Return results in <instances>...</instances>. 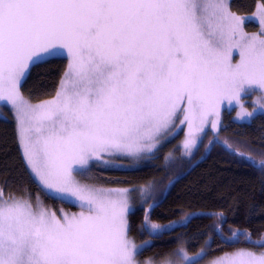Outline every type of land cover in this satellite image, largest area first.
I'll return each instance as SVG.
<instances>
[{"label":"snow or ice","instance_id":"snow-or-ice-1","mask_svg":"<svg viewBox=\"0 0 264 264\" xmlns=\"http://www.w3.org/2000/svg\"><path fill=\"white\" fill-rule=\"evenodd\" d=\"M258 12L260 31L249 36L242 25L251 18L233 14L225 0H0V100L19 113L24 156L45 194L75 197L86 208L61 220L9 196L0 203V264H139L152 241L129 239L135 208L126 194L136 189L106 190L120 193L114 198L73 174L83 175L92 160L109 166L104 153L152 151L178 128L181 114L190 150L210 119L217 130L221 101L243 109L241 95L251 90L264 101V4ZM65 54L55 97L29 104L20 91L26 73ZM257 167L264 170V162ZM158 206L157 200L149 208ZM150 215L138 231L155 238L194 218L160 225L150 224ZM215 231L222 235L221 226ZM243 235L264 247V237ZM226 239L239 242L240 234ZM210 247L205 241L191 256L177 249L162 264H200ZM210 264H264V251L241 250Z\"/></svg>","mask_w":264,"mask_h":264},{"label":"trees","instance_id":"trees-1","mask_svg":"<svg viewBox=\"0 0 264 264\" xmlns=\"http://www.w3.org/2000/svg\"><path fill=\"white\" fill-rule=\"evenodd\" d=\"M257 1L230 0V9L237 14H250ZM244 25L253 30L258 27L252 20ZM66 68L64 56L48 58L32 66L21 81V93L34 101L53 96ZM179 137L180 133L162 143L152 154L144 155L135 167L103 168L93 164L91 174L85 177L105 186L133 187L154 183V194L160 193L159 197L147 199L129 216V237L141 244L152 241L137 259L148 255L161 259L179 246L196 253L205 246V241H209L211 247L203 259L239 246L258 248L245 242L243 234L250 233L252 241L264 237V170L257 167L264 162V114L257 113L248 122H235L224 110L218 132L203 133L190 164H180L185 159L180 155ZM225 145L230 146L231 151ZM167 154H170L168 160ZM0 190L5 197L39 201L51 209L75 208L46 195L36 182L22 156L15 121L3 105H0ZM133 197L136 199L135 195ZM157 200L159 206L148 210ZM146 212L151 213L150 224H172L189 215L194 218L186 227L173 225V230L155 238V235H141L138 231ZM217 226H221L222 235L216 234ZM233 231L240 234L239 242L226 239Z\"/></svg>","mask_w":264,"mask_h":264},{"label":"rangeland","instance_id":"rangeland-1","mask_svg":"<svg viewBox=\"0 0 264 264\" xmlns=\"http://www.w3.org/2000/svg\"><path fill=\"white\" fill-rule=\"evenodd\" d=\"M264 0H260L259 2L257 1L256 2V7L254 9V11L252 13L249 14V18H251L250 20L254 21L255 23H257L258 27L256 29H247L245 27V25L243 24V30L245 33H247L249 36L257 33L260 31V28H261V25L259 24V12H258V7L261 5V4H264L263 2ZM225 3H230V0H225ZM230 11L235 14L236 16L237 13L233 12L231 9ZM240 17L243 18V15L242 14H239ZM64 57L67 58L66 54L64 55ZM232 63L235 64L236 62L239 61L240 57H239V51L236 50V49H233V52H232ZM67 65H68V59H67ZM64 74V73H63ZM58 91V89H57ZM22 94V93H21ZM23 95V94H22ZM56 93L51 96V97H48V98H45V99H41V100H30L29 98L24 97V99L31 105H35V104H38V103H41L45 100H51L55 97ZM260 96L261 94L255 90H251V91H248L247 93H244L241 95V101L240 103L243 105V109L239 106V105H236L235 102H233L232 104H229L228 101H221V105H220V110H221V115H222V112L224 110L228 111L229 112V116L230 118L235 121V122H248L251 120V118L257 114V113H263L264 114V111H261L260 110V103H264V101H261L260 100ZM186 103V102H185ZM0 105H3L5 107H7V109L9 110V112L11 113L14 121H15V124H16V128H17V137H18V142H19V145L21 147V150H22V155L25 159V156H24V148L22 146V143H21V138H20V135H19V113L16 111L15 108H13V106L11 104H9L7 101H4V100H0ZM253 108H256L257 111H255L253 113V116L252 117H242V118H237L238 116V113H240L241 111H246V112H253ZM183 119V115L181 114L179 119L176 120V125L178 126V128L173 132V134L169 135L168 138L166 140H164L163 142L159 143L156 145L155 148L152 149V151H147V150H144V151H141L135 155H131V156H121V155H118L117 157L119 158H122L121 160L119 159V163H113L115 162L117 159L116 157V154H102L103 156V159L105 160H108L110 161V165H117V164H120V166L122 167H126V168H129V167H135L137 166L139 163H140V160L144 158V155L148 154H152L156 148H159V146L168 141L170 138L174 137L175 135H177L178 133H180V137L178 139V145H179V148H180V155L182 157H184L185 161H182L180 162V164L182 165H185V164H190L191 162V159L193 158L196 150H197V147L198 145L200 144L201 140H202V136H203V133L200 134L198 137H197V140H198V143L196 146L192 147L190 150L189 149H186L184 147V143L185 141L188 139V125L187 123L181 125L180 124V120ZM220 122H221V116H220ZM219 127H220V123L218 124L217 126V130H213L212 128V123H211V119L207 122L206 126H205V132L207 131H210L211 133H217L218 130H219ZM170 154H167V160L169 158ZM148 158V157H147ZM146 158V159H147ZM25 161L27 162V160L25 159ZM90 163V166L88 168V170L83 174V175H77V174H73V178L75 181H77L80 185H85V186H88L92 189H98V190H102L100 192V194H108V195H111L113 196L114 198H119L120 197V193L119 192H113V193H107L106 190L108 189H136V191H130L128 194H126V198L128 199L129 203L136 209L138 208L139 206H142V204H144L147 199L149 198H154L155 200L159 197L160 193L156 192L154 194V191H153V188H155V186L153 185L154 183L148 185V186H133V187H128V186H105V185H101V184H96L94 182H91V181H88L85 179V177L89 176V174H91V165H95L97 166L98 165V161H95V160H92L89 162ZM27 165L29 166L28 162H27ZM93 167V166H92ZM99 167H103V166H99ZM29 168L31 169V167L29 166ZM104 168V167H103ZM32 172V171H31ZM33 176H34V173H33ZM35 179V178H34ZM36 180V179H35ZM36 182L38 183V181L36 180ZM39 184V183H38ZM40 185V184H39ZM41 186V185H40ZM42 187V186H41ZM141 189H144V191L142 192ZM153 194V197H148L149 195H152ZM136 196V199L133 197V196ZM14 198H17V199H24L28 202H30L28 199H25V198H22V197H16V196H12ZM9 198L8 197H5V196H2L0 197V203L3 202V200H7ZM71 205H74L75 208L74 209H71V208H64V207H60L58 208L57 210L56 209H51V208H48L46 206H44L41 202L39 201H36V202H30L32 203L33 205H36V204H39L40 208L46 212H48L49 214L51 213H55L56 217L58 219H63V217L65 215H68V216H71L73 214H79L81 211H86V208H81L80 206V201L76 200L75 197H69V198H65V199H61ZM130 240H132L130 237H129ZM135 242V241H134ZM136 243V242H135ZM136 244H141V243H136ZM205 247V246H204ZM180 248H183L185 251L186 249L183 247V246H179L178 248H176L175 250L177 249H180ZM175 250H173L172 252H170L169 254L173 253ZM241 250H244V251H253L257 254H259L260 252L264 251V247H258V248H250V247H243V246H239V247H235L231 250H227L225 252H222L220 254H217L215 256H212L210 258H207V259H201L200 260V264H210L211 261L217 259V258H221V257H225L226 255H232L238 251H241ZM200 251V250H199ZM198 251V252H199ZM187 252V251H186ZM189 256H191L192 254L194 253H189L187 252ZM169 254L165 255L163 258L161 259H156L155 258V264H162V262L164 261L165 258L169 257ZM150 258H154V257H151L150 255H148L147 257L143 258L142 260H138L139 264H144L145 261H148ZM159 260V261H157Z\"/></svg>","mask_w":264,"mask_h":264},{"label":"crops","instance_id":"crops-1","mask_svg":"<svg viewBox=\"0 0 264 264\" xmlns=\"http://www.w3.org/2000/svg\"><path fill=\"white\" fill-rule=\"evenodd\" d=\"M67 71V68H66V70H65V72ZM64 72V73H65ZM64 78V74L62 75V77H61V79H60V83H59V87H58V90H60V87H61V80ZM20 146V145H19ZM20 150H21V147H20ZM21 152H22V150H21ZM105 155L107 154V153H104ZM23 156V155H22ZM118 155H116V157H117ZM103 157V156H102ZM24 158V157H23ZM117 160L115 161V162H113V163H119V159L121 160L122 158H119V157H117L116 158ZM24 161H25V159H24ZM25 163H26V165H27V162L25 161ZM27 167H28V169L30 170V172H31V169L29 168V166L27 165ZM103 167H114V168H124V167H122V166H120V164H117V165H109V166H103ZM31 174L33 175V173L31 172Z\"/></svg>","mask_w":264,"mask_h":264},{"label":"flooded vegetation","instance_id":"flooded-vegetation-1","mask_svg":"<svg viewBox=\"0 0 264 264\" xmlns=\"http://www.w3.org/2000/svg\"><path fill=\"white\" fill-rule=\"evenodd\" d=\"M260 0H258V2H259ZM264 2V1H263ZM240 14H242L243 15V17H249V14H243V13H240ZM239 17H240V15L239 14H237ZM243 26V25H242Z\"/></svg>","mask_w":264,"mask_h":264},{"label":"water","instance_id":"water-1","mask_svg":"<svg viewBox=\"0 0 264 264\" xmlns=\"http://www.w3.org/2000/svg\"><path fill=\"white\" fill-rule=\"evenodd\" d=\"M196 162H198V161H196ZM148 210H150V208H148Z\"/></svg>","mask_w":264,"mask_h":264}]
</instances>
